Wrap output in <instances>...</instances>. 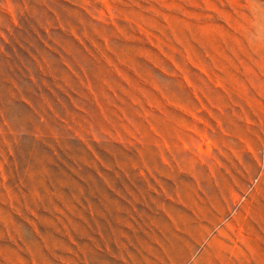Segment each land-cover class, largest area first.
<instances>
[{
    "label": "rangeland",
    "instance_id": "374dc122",
    "mask_svg": "<svg viewBox=\"0 0 264 264\" xmlns=\"http://www.w3.org/2000/svg\"><path fill=\"white\" fill-rule=\"evenodd\" d=\"M0 264H264V0H0Z\"/></svg>",
    "mask_w": 264,
    "mask_h": 264
}]
</instances>
